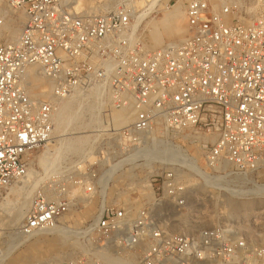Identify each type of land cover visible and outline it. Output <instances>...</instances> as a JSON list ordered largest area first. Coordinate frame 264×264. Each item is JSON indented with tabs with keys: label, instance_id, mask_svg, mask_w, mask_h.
Wrapping results in <instances>:
<instances>
[{
	"label": "built area",
	"instance_id": "obj_1",
	"mask_svg": "<svg viewBox=\"0 0 264 264\" xmlns=\"http://www.w3.org/2000/svg\"><path fill=\"white\" fill-rule=\"evenodd\" d=\"M141 1L113 0L88 14L80 0H9L25 20L19 38L3 42L0 16V201L27 183L33 155L50 143L57 101L93 91L116 109L131 106L132 122L113 135L106 165L95 161L92 170L40 179L19 236L63 226L78 208L76 189L87 198L101 194L111 166L134 156L116 176L132 182L133 166H143L152 199L140 206L106 200L74 228L89 254L61 264H107L94 253L132 264H264V241L240 231L239 222L175 228L188 197L181 173L199 176L161 160L174 154L176 142L214 138L192 143L209 179L220 186L264 179V0H191L184 38L157 50L134 29ZM33 69L49 82L51 99L35 96ZM150 149L159 155L150 157Z\"/></svg>",
	"mask_w": 264,
	"mask_h": 264
},
{
	"label": "rangeland",
	"instance_id": "obj_2",
	"mask_svg": "<svg viewBox=\"0 0 264 264\" xmlns=\"http://www.w3.org/2000/svg\"><path fill=\"white\" fill-rule=\"evenodd\" d=\"M178 1L179 0H162L161 8H156V12L154 11V13L150 15V19H148L146 22H149L151 19L160 21L163 18V11L166 9V7L167 9H171L177 4ZM143 2L144 0H142L137 5L140 9H142L144 6ZM8 3L9 0H0V16L2 12H8ZM80 7L84 11H91L92 13V10L95 9L96 11L94 10L93 14H100L108 8L103 0H80ZM9 11L10 14L6 16V19L4 18V25L6 24V21L10 19L12 22H7L9 23L8 25H10V27L14 30L20 29L21 23L24 24V13L21 10H12L10 8ZM180 25L184 26L185 24L182 23ZM144 27L145 24L139 28V34L145 40L146 44L150 48H153V50H157L165 44L181 40L178 38H167L164 36L161 41V45H152L150 43L148 30ZM182 32L183 33L180 34L181 37L186 35V30L183 29ZM1 39L3 42H10L7 38L6 32L3 29L1 31ZM31 85L33 86L35 95L42 99L47 98L48 95L46 90H48L49 87L43 84L42 81L33 82ZM107 100L108 99L100 97L85 96L84 94L73 96L72 100H70L71 104H69L68 107L69 112H66L67 130L64 133L55 132L53 134L54 136L52 139V144H48L49 146H47L48 148H59V150H61V152L58 151L57 154L55 153L56 155L54 154L55 157L59 158H55L57 159V161H55L57 163L54 164V169L52 168V171L48 175L58 174L66 170H71L70 172H76V170H80L81 172L84 170H92V166L95 161H101L104 163V165H106L108 149L113 145V135L122 130L121 128L124 129V127H127H119L118 116L114 114L115 108H111L112 105L110 106ZM62 135H65L64 139H67V142L65 141L66 143H64L65 145L63 146L58 142L60 139H62L60 138ZM74 137H88L89 142L87 141L86 143H83V145H79L77 148L72 142V140H75ZM176 144L183 147V149L186 150L189 155L195 157L198 162L196 167L194 166L195 168L199 169V165L203 172L209 174L201 158V151L199 150L198 146H196V144H192L190 141H180L176 142ZM83 147L85 148L83 149ZM44 150L46 151V148L33 155L35 159L34 170L37 175L36 179L44 176L43 170H41L42 168L37 166L38 158L45 152ZM100 153H102L103 158ZM157 155L159 154L157 153L156 149H150V157L154 158ZM134 160L135 157L132 156L111 166L104 181L107 202H109L111 199H120L130 201L133 205L135 204L140 206L142 204L143 199L141 197L142 192H140V184L145 181L150 183V181L146 178L147 175H145L141 169L143 166H133L134 181L132 182L125 180L124 176H116L117 172L124 164L133 162ZM161 160H165L164 163L166 164L176 163L175 157L173 155L167 156L166 159ZM82 165L83 167H81ZM94 169H97V166H95ZM112 172L114 174H111ZM38 173L41 174L40 177H38ZM193 173L199 177L189 174L186 171L181 173L188 190V197L186 210L183 211L184 217L180 219L181 225L175 228L180 229L187 227L190 230H196L204 227H212L214 225L229 221H235L239 222V224L246 223V228L241 231L245 232L248 236H251L253 240L263 243L264 198H254V196L247 197V199H251L252 202H255L256 207L259 208V210L256 211L257 216L247 221H243V219L240 218L236 219L233 217H227L228 207L226 203L227 201L235 203L239 202L238 199H240V196H238V194L240 192H247L254 189L255 186L264 185V179H259L257 180L258 182L253 183L222 181L220 186L219 184L213 185L208 182V180L205 179L207 175L203 176L195 172ZM112 178L114 179L111 180ZM131 178L133 177L131 176ZM73 193L79 201L78 208L74 209L71 214L67 215L64 218V221L67 225L73 228H78L96 215L98 208L100 207L101 196L100 191L97 190L95 195L87 198L81 188L76 189ZM0 226V258L3 261L2 264H41L45 260L52 256H56L59 253L72 254L74 258L79 255V251L76 249L77 246L75 245V243L78 241L73 235H71V237L55 235L54 233H42L41 235L32 239H16L13 234L16 232V230L14 227L8 224L7 217L3 212H0ZM71 246H75V248H72Z\"/></svg>",
	"mask_w": 264,
	"mask_h": 264
},
{
	"label": "bare ground",
	"instance_id": "obj_3",
	"mask_svg": "<svg viewBox=\"0 0 264 264\" xmlns=\"http://www.w3.org/2000/svg\"><path fill=\"white\" fill-rule=\"evenodd\" d=\"M103 1L108 6V8H110L112 6L113 0H103ZM189 1H191V0H179L177 2V4L174 5L171 9H167V7H166V9L163 11V18L160 21H155V19H151L149 22H146L148 19H150V15L152 13H154L156 8H161L162 0H144V2H143L144 6L142 8V11L138 14V17H137L138 19H137L136 24L134 26L135 31L139 30V28L143 24H145L144 28L148 30L150 43L152 45H161V41H162L164 36L167 37V38L182 39L184 36L181 37L180 34L183 33L182 32L183 29L186 30V25L182 26L180 24H182V23L185 24V17H184L185 8H186L185 5ZM94 10H92L93 13H94ZM7 11L8 12H2V14H1V16L3 18H5V19L7 18L6 16H8L10 14L9 8L7 9ZM93 13L91 11L88 12V14H93ZM7 22H12V21L10 19L8 21H6V24L3 25L2 29L6 32L7 38L9 39V41L10 42H15L19 38L21 28L17 29V30H14L13 28L10 27V25H8L9 23H7ZM22 25H23V23H21V27H22ZM150 49H153V48H150ZM41 81L43 82V84H45L46 86L49 87V89L46 90L47 95H48L46 99H51V86H50L49 82L47 80H45L44 78H42L37 73H34V69H33L31 71V74H30V84H33V82H41ZM78 94L81 95L80 92L75 91L70 96L66 97L65 99L57 101L58 108H57V111H56V113L54 115V130H53V134L55 132L64 133L67 130L66 112L68 111L69 104H71L70 100H72L73 96H76ZM35 96H37V95H35ZM86 96L99 97L97 95V93L93 92V91H90L89 94L86 95ZM107 101H108V104L111 106L110 101L109 100H107ZM111 108H112V106H111ZM114 114H116V116H118L119 127L129 126L130 123L133 120V110H132L131 106L124 107V108H121V109H116L115 108L114 109ZM112 123H113V121H112ZM114 124H116V123H114ZM110 127H111V125H110ZM121 129H123V128H121ZM76 134H78V133H76ZM53 136L54 135H52V139H53ZM64 136L65 135H62L60 137L62 139H60L58 141L59 144L62 145V146L65 145L64 143L67 142V139H64ZM52 139H51L49 144H52ZM87 141H88V137H76L75 140H72V142L74 143L75 147H77V148L79 147V145H81V144L83 145V143H86ZM190 141L192 143H194V142L200 143L201 141L202 142L210 141V142L213 143L214 142V138L207 139L205 137L204 138H202V137H193ZM47 146H49V145H47ZM84 148L85 147H83V149ZM58 151L61 152V150H59V148L58 149H54V148L46 147V151L38 158V165H37V166H40L42 168L41 170H43L44 176H42L41 178L36 179V176H37L36 172L33 171L32 169H30L28 171V175H27V180H28L27 183L25 185H23V186H18V187L14 188V189H11L7 193V196L2 201H0V212H3L5 214V216L7 217V220H8V224L15 228L16 232L13 233V234H14V237L16 239H21V237L17 233V229L20 226L23 214H24V212L27 210V208L30 205L31 198H32L33 193L35 192V190L38 188V185L40 183V179H42L45 176H47L52 171V168L55 166L54 164L57 163L55 161H57V159L59 157L57 158V157H55V155L58 153ZM174 151L175 152L172 155L175 157V160H176L175 162L176 163L187 167L189 170H191L192 172H195L197 174H200V175H203V176L207 175V173L202 172L199 169L195 168L197 163H198L197 160L195 159L194 156L189 155L188 152L183 149V147L175 145V150ZM53 155H54V157H53ZM55 158H57V159H55ZM31 162L35 163L34 157H33ZM81 167H83V165ZM81 167H80V169H81ZM198 168H199V166H198ZM111 174H114V173L112 172ZM205 179L208 180V182H210L213 185L219 184L216 180L209 179L208 177H206ZM140 185H141L140 186V190L141 191L140 190L139 191L142 192L141 193L142 199H146V200L152 199L153 194H152V189L150 187V183L145 181V182H142ZM79 195H82V194H79ZM106 195H107L106 194V189H105V186H104L103 190H102V192L100 194L101 202H100V207L98 208V210H100L102 207H104V205L106 203L105 202L106 201ZM238 196H240V199H238L239 202L235 203V202L227 201V203H226L227 207H228L227 217H229V218L233 217V218H236V219L240 218V219H243V221H247V220H249V219H251L253 217H256L257 216L256 211L259 210V208L256 207L255 202H252L251 199H247V197L254 196V198L255 197L264 198V185L255 186L254 189L249 190L247 192H240L238 194ZM93 218H94V216L91 219H93ZM63 224H64L63 226H60L57 229L47 230V231H43V232L37 233L34 237L39 236L42 233H54L55 235H61V236L76 235L77 231H75V229L73 227L67 225L64 220H63ZM246 226H247L246 223L240 224V226H239L240 231L245 229ZM22 241H23V239H22ZM75 245L77 246L76 249L79 251L80 254H84V255L89 254L88 250H86L84 247H82V245L80 243L77 242V243H75ZM72 248H75V246L72 247ZM91 256L93 258H96V259H98L100 261H103V262H105L107 264H132V260H127L126 261V260H122V259H115V258H112L109 255H107L106 253H94ZM73 259H74V256L72 254L70 255L68 253H65V254H63V253L60 254L59 253L58 255L52 256L49 259L45 260L41 264H59V263L61 264V263H63V261L64 262L72 261ZM2 262L3 261L0 258V264H2Z\"/></svg>",
	"mask_w": 264,
	"mask_h": 264
}]
</instances>
